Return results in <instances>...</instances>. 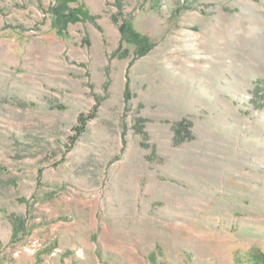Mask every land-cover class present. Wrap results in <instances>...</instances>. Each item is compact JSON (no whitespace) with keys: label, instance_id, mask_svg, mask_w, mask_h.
I'll return each mask as SVG.
<instances>
[{"label":"rangeland","instance_id":"rangeland-1","mask_svg":"<svg viewBox=\"0 0 264 264\" xmlns=\"http://www.w3.org/2000/svg\"><path fill=\"white\" fill-rule=\"evenodd\" d=\"M61 1L0 0V264H264V0Z\"/></svg>","mask_w":264,"mask_h":264},{"label":"trees","instance_id":"trees-1","mask_svg":"<svg viewBox=\"0 0 264 264\" xmlns=\"http://www.w3.org/2000/svg\"><path fill=\"white\" fill-rule=\"evenodd\" d=\"M68 1H72V0H62V1L60 2V4L56 7V10L59 9L60 7H64V5H67V2H68ZM54 10H55V9H54ZM56 10H55V11H56ZM57 15H64V14H62V13H58ZM80 120H81V118H80ZM179 126H181V122L178 123V127H179ZM137 131H138L139 134H142V135L144 136L145 139H147V137H146V132L143 130L142 127H140V129L137 130ZM177 137H178V135L176 134V136H175V140H176L177 143H179V141H181L182 138H181V136H180V139L177 138ZM12 224L14 225V229H17L18 226L23 225V221H22L20 218H15V220L12 222Z\"/></svg>","mask_w":264,"mask_h":264}]
</instances>
